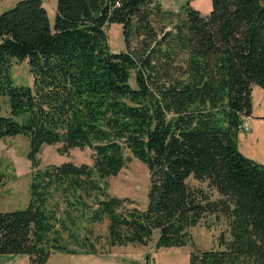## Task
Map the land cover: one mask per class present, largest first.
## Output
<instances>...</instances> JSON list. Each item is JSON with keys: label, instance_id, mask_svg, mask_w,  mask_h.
<instances>
[{"label": "trees", "instance_id": "obj_1", "mask_svg": "<svg viewBox=\"0 0 264 264\" xmlns=\"http://www.w3.org/2000/svg\"><path fill=\"white\" fill-rule=\"evenodd\" d=\"M210 1L203 14L188 0L177 11L160 0H56L53 24L43 0L0 11V94L10 106L0 138L25 135L31 164L26 206L0 210V253L44 264L54 251L146 244L157 229V247L191 242L188 264H264V162L237 144L252 85L264 95V0ZM111 22L125 49L109 45ZM22 59L31 84L13 81ZM56 142L89 146L92 161L41 166L42 145ZM125 148L148 170L143 208L108 190ZM207 215H222L224 227L198 247L190 227Z\"/></svg>", "mask_w": 264, "mask_h": 264}, {"label": "rangeland", "instance_id": "obj_2", "mask_svg": "<svg viewBox=\"0 0 264 264\" xmlns=\"http://www.w3.org/2000/svg\"><path fill=\"white\" fill-rule=\"evenodd\" d=\"M17 0H0V11L11 7ZM164 8L180 10L187 0H160ZM189 4L201 13L206 14L211 8L210 0H188ZM47 9L50 23L53 24L56 12V0H43ZM175 17L171 18V22ZM163 20H155L161 24ZM171 24L165 27L170 28ZM107 39L115 51L126 48L121 24L111 22L106 27ZM135 44L132 40L131 45ZM11 74L13 81L18 84H31L33 75L29 70L27 59L12 61ZM139 73L134 70L130 77L132 85H136ZM253 93V91H252ZM10 106L7 94H0V114H9ZM19 118V117H18ZM249 129H239L237 133L238 148L245 155L264 162V128L257 126L255 120L248 119ZM253 130V132H251ZM61 142L44 143L38 153L40 165L59 163L63 160L74 162H91L92 149L89 146L70 147L63 151ZM28 139L17 133L0 138V172L3 173L0 182V210H9L25 207L29 197V181L31 173L30 160L26 153ZM128 156L126 164L114 175L107 178L108 190L120 196H130L134 205L143 208L147 204L149 174L144 162L136 158L125 148ZM191 184L205 185V181L189 178ZM224 227L222 215L214 217L207 215L190 227L194 244L198 247H209L214 244V238ZM99 231L105 230V223L95 225ZM158 230L154 229L152 237L146 244L127 243L116 244L108 253L73 254L63 251H54L44 264H188L191 242L183 245L159 246L155 245ZM0 264H29L26 254L0 253Z\"/></svg>", "mask_w": 264, "mask_h": 264}, {"label": "crops", "instance_id": "obj_3", "mask_svg": "<svg viewBox=\"0 0 264 264\" xmlns=\"http://www.w3.org/2000/svg\"><path fill=\"white\" fill-rule=\"evenodd\" d=\"M252 91H253V93H252L253 94L252 111H251V114L246 117L247 122H248V119H253V120H255L256 124L258 123L257 126H263V128H264V95H263V89L258 84H253L252 85ZM251 132H253V130ZM111 249H110V251H111ZM106 253H108V252H106ZM73 254H80V253H73ZM81 254H83V253H81ZM84 254H90V253H84Z\"/></svg>", "mask_w": 264, "mask_h": 264}, {"label": "built area", "instance_id": "obj_4", "mask_svg": "<svg viewBox=\"0 0 264 264\" xmlns=\"http://www.w3.org/2000/svg\"><path fill=\"white\" fill-rule=\"evenodd\" d=\"M246 117L247 116L243 117V120H242V122L240 124V128L243 129V130H248L249 129V124L247 122V118Z\"/></svg>", "mask_w": 264, "mask_h": 264}]
</instances>
